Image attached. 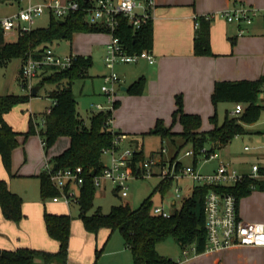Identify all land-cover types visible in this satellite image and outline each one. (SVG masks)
<instances>
[{
    "label": "trees",
    "instance_id": "trees-1",
    "mask_svg": "<svg viewBox=\"0 0 264 264\" xmlns=\"http://www.w3.org/2000/svg\"><path fill=\"white\" fill-rule=\"evenodd\" d=\"M82 7L90 4V0H78ZM211 20L199 16L198 29L194 38V50L197 55L211 54L209 25ZM108 32L104 26L88 24L85 12L79 10L67 14L63 22H59L52 13L46 27L33 28L31 31L20 34L17 40L7 42L4 38L5 31L0 25V64L12 59L24 60L29 55L38 56L44 47L52 45L58 40H70L75 32ZM115 35L128 53H139L143 49H151L153 43V21L150 19L140 28L134 29L125 18H120ZM91 65V57L77 55L74 64L63 70L46 67L42 71L43 78L39 86L45 83H55L57 88L49 93L53 99V106L44 116V122L39 125V130L30 118L25 137L38 134L43 143L45 152L61 136H68L70 144L61 153L53 157L57 169L82 167L84 182L80 188L78 205L80 217L84 227L89 233H97L102 228L111 230L119 229L126 246L132 251L133 264H177L172 258L161 255L156 246L169 236L177 239L182 248L196 244L197 251H203L207 242L205 230V215L203 204L210 188L207 185L194 187L193 194L182 201L181 207L172 212L169 217L152 212V194L158 189L165 190L170 179L161 180L153 188L137 208H132L128 203L113 205L108 213H103L99 208L93 213L87 211L93 205L96 186L93 182L92 172L101 173L104 168L102 154L113 145L115 133L107 126L109 117H114L112 110L98 111L90 116L87 126L80 118L77 111V102L72 90V85L77 78L87 75ZM145 78L139 77L128 88L132 94L143 93ZM264 86V76L255 79L219 80L215 82L211 95L214 106L219 102H242L245 105L241 114L226 111L224 120L218 124L217 113L210 116L214 127L207 131H199L202 118L197 113H188L183 109L181 95L176 96V108L172 113V124L166 126L163 119H157L152 133L159 134L162 138L173 137V125L178 121L182 130L180 133L185 143H190L196 155L201 154L206 145L208 151L226 145L236 135L246 133L245 124L256 122L264 105L259 102V95ZM29 95L15 93H0V157L6 167L10 166L12 151L19 145L16 131L5 119L15 105L22 104L29 99ZM120 105L116 100L114 109ZM38 126V125H37ZM118 132V131H117ZM140 155V156H139ZM143 151L135 153L134 160L142 159ZM40 192L42 198L54 196L58 193L51 183L50 175L41 172L39 175ZM256 179L246 178L233 186H220L219 190L231 192L239 202L240 198L248 195L256 186ZM0 210L7 220L19 221L24 213L22 211V197L12 192L6 181L0 179ZM71 216L66 213L54 214L44 212V223L48 235L58 242L57 252H49L28 247L17 249H0V264H69L68 249L71 236ZM96 249V257L102 251ZM41 258L42 262L36 259ZM96 264V262H94Z\"/></svg>",
    "mask_w": 264,
    "mask_h": 264
},
{
    "label": "rangeland",
    "instance_id": "rangeland-1",
    "mask_svg": "<svg viewBox=\"0 0 264 264\" xmlns=\"http://www.w3.org/2000/svg\"><path fill=\"white\" fill-rule=\"evenodd\" d=\"M29 1L34 4L40 0H12L6 3L0 1V18L17 11L20 7L27 6ZM50 17L51 13L48 10L45 11L33 19L32 27H46ZM7 32L9 34H4V38L6 36L7 39L14 40L17 37L16 31L11 30ZM107 39H110L108 32L94 33L83 31L73 33L70 40H58L51 45L52 49L60 55L73 53L91 56V65L88 68L87 75L77 78L72 85L77 102V111L87 126L90 124V116L98 111L96 104H101L102 108H108L111 105L107 100V96L101 91V87L104 84L103 75L111 71L106 66L104 59L106 50L104 43ZM18 61L19 59H12L10 62L0 64V93H7L8 91L18 95L30 96L28 101L15 105L7 114L9 121L15 129L22 132L27 130L29 111L37 115V118L34 119V117L33 120L40 122V114L53 104V99L47 94V90L52 87L48 83L41 85L36 95H32L29 91L22 89L21 77L19 81L17 80L16 65ZM136 64L119 62L115 64L113 70L118 76L121 75L123 77V73L132 71ZM39 82V78H34L32 81L34 86ZM124 84L122 82V85ZM120 86L121 84L118 83L116 99L126 95H134L128 91L121 90ZM235 104L233 102H219L217 104L218 124L223 122L226 111L233 113ZM146 107L144 103L129 101L124 108L120 109V107H117L114 109L117 129L121 128L122 131L127 132L129 139L135 137L143 142V149H141L144 156L142 159L137 160L138 162L152 156H160L162 148H165L162 154L165 161H180V165H192L204 173L213 170L218 165L220 159L229 162L237 169H251L254 162V150H243L245 145H252L251 142L245 139L246 135L233 138L229 145L216 148L215 153L219 159L206 162L205 156L197 155L194 165L193 158L184 155L185 150L191 148V144L185 143L183 136L178 133L182 130L181 124L177 121L173 125V129L177 133L173 137L166 136L162 138L159 134L151 132L157 120L149 111H146ZM161 119H163L166 126L172 124L173 118L169 112L161 116ZM211 126H213V123L210 121V118H204V129H209ZM124 128L126 130H123ZM64 141V137H60L45 152L38 134H31L25 143L18 145L12 151L9 167L4 165L0 157V179L6 181L12 192L22 197V211L24 213V216L19 221L7 220L0 213V249H15L20 246H30L39 250H47L42 246L45 245V242L40 240V231L38 232V227L44 225V212L48 211L54 214L66 213L72 218L70 244H72L74 249L73 254L79 261H82L81 263L73 262L74 264H94V262L96 264H103L104 261L107 264H133V254L129 248L126 249V252L117 255L114 260L108 261L109 256H107V253L113 248L114 241L119 239V242H123V236L119 229L102 228L97 233H93L91 238H89L80 217L81 210L77 202L72 201L68 205L64 202H54L52 200L53 196L42 198L40 180L37 175L41 172H47V163L49 166L54 164L53 157L63 149ZM210 146L209 144L206 145L207 148H210ZM128 148L139 154V146H132L128 140H123L115 144L114 152L108 150L102 154V162L104 165H109L113 155L118 156ZM245 162L246 164H244ZM152 170L156 174L149 176L137 175L128 181L127 196H122L118 190L115 191V186L111 181L104 178L101 179L100 185L96 186L95 189L93 205L87 213L91 214L98 208L103 213H108L113 205L125 203H128L132 208H137L151 194L154 186L161 180V177L157 175L159 167L153 166ZM198 185H200L199 182L187 177L170 179L164 191L158 189L152 194L153 206L164 204L162 206L168 212H174L181 207L182 201L185 198L193 194L194 187ZM177 188H180L181 197H177ZM73 191L77 196L80 194L78 186H74ZM117 192L118 195H115ZM46 231L43 234L41 233L42 237L49 240V243L52 242L56 245L55 250L48 251H57L59 248L58 242L51 238ZM112 236L113 239L109 242L108 239ZM101 247L103 249L99 253V256L96 257V249ZM156 249L164 257L172 258L175 261L178 258H183V248L173 236H169L164 241L158 243ZM36 260L42 262L41 258H37Z\"/></svg>",
    "mask_w": 264,
    "mask_h": 264
},
{
    "label": "crops",
    "instance_id": "crops-1",
    "mask_svg": "<svg viewBox=\"0 0 264 264\" xmlns=\"http://www.w3.org/2000/svg\"><path fill=\"white\" fill-rule=\"evenodd\" d=\"M0 1L6 3L12 0ZM44 1L47 0H40L36 3ZM61 1L65 2L68 0ZM155 2L156 6L153 10L152 20L153 43L150 51L154 54L156 62L150 64L145 59L138 60L135 62L137 64L132 71H126L123 73V77L121 75L119 76V84H121L120 89L122 87L129 88L135 80L142 76L145 78V86L141 94L126 95L117 99L120 102L118 107H120V109L124 108L129 101L144 103V105L147 106L145 108L146 111H149L157 120L161 119V116H164L167 112L172 115L176 108V96L181 95L184 111L188 113H197L201 116L202 125L199 131L210 130L214 125L209 129H204L203 120L204 118H210L215 112L217 113V106H214L211 99L215 82L219 80H255L264 76V16H257L249 25H239L237 23L228 22L224 17L218 16L217 13L237 4H248L258 8H264V0H155ZM29 3L32 2L29 1ZM212 13L216 15L210 21L209 25L211 54L197 55L194 50V38L199 26L197 23L198 17ZM241 30L243 31L241 32ZM7 34L9 33L5 32V35ZM19 35L20 34L17 32V37L14 40H9L5 36V40L7 42H13L17 40ZM109 41L110 39L105 41V49ZM22 64L23 60L19 59L16 65L18 81L21 77ZM36 78L41 80L43 74ZM122 82L128 85H122ZM48 84L52 86L47 90V94L49 95L51 91L57 88V84ZM40 88L41 86H39L37 93ZM126 91H128V89ZM7 93L10 92L7 91ZM259 102L264 105V101H262L261 98H259ZM52 106L53 104L40 114V122L33 120L35 125L37 124L41 127L44 116L50 111ZM7 114L8 113L5 114L6 121L15 129L9 121ZM113 115L114 129L120 133L126 134L127 138L125 140H128L132 146H139L138 150L141 151L143 149L142 140L135 137L129 139L127 132L122 131L121 128L117 129L115 125L117 121L115 110ZM30 118L36 119L37 115L29 111L28 127ZM244 126L246 128V133L236 135L233 138L246 135L245 139L251 142L252 145H245L243 150H254V162L252 165L259 163L264 167V109L256 122L248 123ZM123 130L126 129L124 128ZM172 131H174L173 128ZM18 132L20 133L18 135L20 145L25 143L29 136H24L23 132L25 131ZM62 137H64L65 141L62 147L63 149L59 153L70 144V138L68 136H61V138ZM39 138L43 147L42 139L40 136ZM232 139L226 145H229ZM245 147H248V149H245ZM215 151L216 150H214V152ZM161 157L164 160L163 155ZM216 159H219V157ZM225 163L228 164L230 168H234L229 162ZM244 164H246V162ZM234 169L246 174L251 172L249 168L247 170L240 168ZM161 180L164 179L161 178ZM256 181L257 184L251 192L240 198L238 202V215L247 222L264 223V176L259 177ZM114 190L117 191L116 189ZM115 195H118V192L115 193ZM45 229V223L38 227V232L40 231V240L45 242V245L42 246L47 249L45 251L55 250L56 245L52 242L49 243V240H46V238H43L41 235V233H45ZM87 234L88 237L91 238L93 233L88 232ZM112 239L113 236L108 239V241L110 242ZM20 247L36 249L30 246ZM127 248L124 238L123 242H119V239H116L113 248L107 253V256H109L108 261L114 260L117 255L126 252ZM73 250V246L69 242V264H74L73 262L81 263L82 261H79L73 254ZM182 254L183 258H178L177 264H264V246L238 245L215 251H207L204 249L196 253L190 250L187 254L183 252ZM103 264H107V262L104 261Z\"/></svg>",
    "mask_w": 264,
    "mask_h": 264
},
{
    "label": "built area",
    "instance_id": "built-area-1",
    "mask_svg": "<svg viewBox=\"0 0 264 264\" xmlns=\"http://www.w3.org/2000/svg\"><path fill=\"white\" fill-rule=\"evenodd\" d=\"M156 6L155 0H90V4L82 7L78 0H47L41 3H29L20 8L17 12L0 18V25L5 32L16 30L19 34H24L33 29V19L45 11H49L56 18L63 19L67 14L79 10L85 12V19L88 24L104 26L111 35L110 41L106 45L105 64L111 70L103 75L104 84L101 91L107 96L111 103L110 107L102 108L101 104H96L98 111L114 110L117 85L120 82L119 76L114 72L116 63H135L140 59L147 60L150 64L156 62L154 54L150 49H143L139 53H128L115 35L116 27L120 18H125L134 29L140 28L150 19L153 20V10ZM216 14L203 15L207 20H212ZM218 16L224 17L228 22L239 25H249L259 16H264V8H258L248 4H237L230 8L221 10ZM243 30H241L242 32ZM77 58V54H57L51 47L46 46L38 56L29 55L23 60L21 67V87L23 90L32 93L34 87L32 81L42 74L46 67L58 70L70 68ZM264 101V86L259 95ZM245 105L237 102L233 114L243 113ZM97 111V112H98ZM114 117H109L106 124L115 133L113 145L105 151L114 152L115 144L125 140L127 135L117 132L113 127ZM44 118L42 120V124ZM39 130V125L37 126ZM248 149V147H245ZM104 151V152H105ZM165 148H162L160 156H152L148 159L135 161V151L128 148L118 156L113 155L109 165H105L101 173L93 175L95 186H99L101 179H107L113 183L115 189L122 196L128 195V181L133 176H149L156 174L152 170L153 166L159 167L158 175L166 180L179 177L191 178L200 185L210 186L204 200L203 210L205 215V230L207 242L205 250L215 251L232 246H264V223H252L244 221L238 215V202L236 196L231 192L219 190L220 186H233L246 178L258 179L264 176V167L259 163L252 165L251 172L246 174L230 168L228 164L220 160L218 166L204 173L192 165H180V161L171 160L169 162L162 159ZM201 154L206 157L205 161L218 158L214 151L207 148L201 150ZM184 155L194 158L193 147L185 150ZM47 173L50 175L51 183L58 193L52 197L54 202H64L71 204L72 201L78 203L79 195L73 191L74 186L81 188L84 182L83 169L80 166L74 168L57 169L54 164L47 163ZM177 197H181L180 188L176 189ZM152 212L163 217L171 215L164 206H153ZM197 252L196 244L183 248V253L189 251Z\"/></svg>",
    "mask_w": 264,
    "mask_h": 264
},
{
    "label": "water",
    "instance_id": "water-1",
    "mask_svg": "<svg viewBox=\"0 0 264 264\" xmlns=\"http://www.w3.org/2000/svg\"><path fill=\"white\" fill-rule=\"evenodd\" d=\"M58 21L59 22H63V19H58ZM38 89H39L38 85L34 86L33 89H32V95H36ZM121 89L126 91L128 88L127 87H122ZM56 167H57V164H54V168H56ZM92 174H95V172L93 171Z\"/></svg>",
    "mask_w": 264,
    "mask_h": 264
}]
</instances>
